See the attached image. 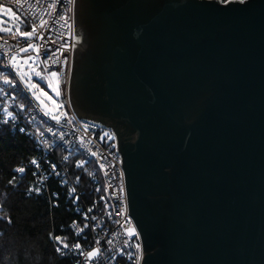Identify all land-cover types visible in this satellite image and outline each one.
<instances>
[{"label": "water", "instance_id": "water-1", "mask_svg": "<svg viewBox=\"0 0 264 264\" xmlns=\"http://www.w3.org/2000/svg\"><path fill=\"white\" fill-rule=\"evenodd\" d=\"M70 100L116 136L142 264H264V0H75Z\"/></svg>", "mask_w": 264, "mask_h": 264}, {"label": "built area", "instance_id": "built-area-1", "mask_svg": "<svg viewBox=\"0 0 264 264\" xmlns=\"http://www.w3.org/2000/svg\"><path fill=\"white\" fill-rule=\"evenodd\" d=\"M0 3L13 8L19 16L28 17L24 20L30 31L35 15V22L39 26L40 19L49 21L45 29L38 31L45 36L42 42L36 38L32 43L43 45L42 59H39L42 70L45 73L58 71L61 75V94L59 103L63 104L60 112L62 115L59 123L44 114L40 105L31 96L27 87L20 82L19 78L6 67L9 58L4 54L8 45L15 44L12 35L0 37V124H9L20 133L28 137L35 145L38 156L18 168L25 171L17 176L24 177L30 173L33 183L28 188L29 194L36 196L47 194L52 201H61L69 205L75 214V218L69 223V237L53 236L55 249L59 255L71 258L74 264H142L144 249L141 234L137 225L129 214V203L125 172L122 166V156L117 152L116 136L109 139L104 133L114 134L111 129L101 125L82 120L75 114L70 100V83L74 62V37H75V0H0ZM55 3V11L49 16L47 13L49 4ZM43 13V15H41ZM60 15L68 18L71 30L63 21L55 22ZM63 24V26H61ZM51 27L52 31H47ZM54 40L55 43H51ZM7 42V44L5 43ZM21 46H26L25 41H20ZM61 46H67V50ZM48 48V53L43 52ZM63 51L56 63L57 49ZM10 54H17L16 48L8 49ZM53 55V60L44 62L47 55ZM67 59V64L63 60ZM51 65V67L49 66ZM4 75H10L18 82L16 87L5 86L1 82ZM23 105V109H21ZM7 108L11 116L4 109ZM51 129V131H49ZM95 152L97 155L93 156ZM35 160L37 163L33 164ZM55 165V168H53ZM100 165H104L103 168ZM54 183L57 188L51 186ZM72 189H75L73 192ZM123 189V191H121ZM77 197L79 199H77ZM69 202V203H68ZM58 203H54L57 207ZM91 208L92 212H88ZM124 209L127 211L125 212ZM85 215L88 219H85ZM96 217L95 220L92 217ZM125 216L139 233L138 236L126 235ZM84 225H88L85 228ZM83 229V231H81ZM79 233V235H78ZM56 237H61L63 243L69 248H63ZM96 241L100 243L97 244ZM112 241V243H108ZM127 241V243H125ZM79 242L81 251L72 247ZM139 244L138 251L136 245ZM99 248L98 257L91 261L86 253Z\"/></svg>", "mask_w": 264, "mask_h": 264}, {"label": "trees", "instance_id": "trees-1", "mask_svg": "<svg viewBox=\"0 0 264 264\" xmlns=\"http://www.w3.org/2000/svg\"><path fill=\"white\" fill-rule=\"evenodd\" d=\"M23 28L28 29L26 22ZM37 156L28 137L9 124H0V264H74L57 253L52 239L69 234L73 209L47 194H29L32 175L17 176L18 167ZM51 186L57 188L54 183Z\"/></svg>", "mask_w": 264, "mask_h": 264}, {"label": "snow or ice", "instance_id": "snow-or-ice-1", "mask_svg": "<svg viewBox=\"0 0 264 264\" xmlns=\"http://www.w3.org/2000/svg\"><path fill=\"white\" fill-rule=\"evenodd\" d=\"M231 2V0H229ZM239 3L244 4L245 0H238ZM56 5L55 3L49 4L48 9L51 11H48V15L51 16L52 12L55 11ZM0 15H7L9 18L8 23L9 26L5 27V21L3 19H0V33L12 35L13 38L16 40L15 44L8 45V47L4 50V54L8 56L9 63L6 65L9 69L14 72V74L19 78L20 82L25 84L28 90H30L33 98L40 104L41 108L44 110V114L46 116H49L50 119L53 121L59 123L61 120L62 115L65 113L60 112V109H62L64 106L63 104H60L57 102V100L53 99L52 95H49L48 91H45L44 87H41L38 83L33 82V77H38L40 80L45 81L46 87L51 90L56 97H59L60 92V85L62 83L61 75L58 71H50L47 75H43L39 69V66L36 64L37 59H42V47L43 45H37L32 43V39L36 38L40 41L45 40V36L38 31L39 29H45V26L49 24L48 20L40 19L39 26L35 22V15L36 13H33V20L31 23V30L30 31H24L21 30V22L23 20H27L28 17H21L19 16L15 11H13L10 7L0 6ZM43 15V13H41ZM63 21L64 24H67L68 28L71 30L72 25L68 24V18L65 15H60L58 20L55 22ZM63 26V24H61ZM47 31H52V28H47ZM25 41L26 46H21L20 41ZM51 43H55L54 40H51L49 38ZM7 44V42H5ZM64 48V51L67 50V46H61ZM10 48H16L17 54H10L8 49ZM50 50L48 48H43L44 53H48ZM57 52L59 55L56 56V63H59V57L63 55V51H60V49H57ZM30 53H34L35 55H31ZM20 54H25L24 56H21ZM53 55H56V53H53L51 55H47L46 59L44 60L45 63L53 60ZM63 64H67V59L63 60ZM51 67V65H49ZM0 76H3V73H0ZM3 84L9 85L12 87H15L13 84V81L9 79L8 77L3 78ZM0 92H3V89L0 88ZM21 109H23V105L20 106ZM5 112L8 113V115L11 116V113L8 112V109H4ZM51 131V129H49ZM104 137H108L109 139H115L114 134L104 133V136L101 137L103 139ZM93 156L97 155V153L93 152ZM33 164H36L37 162L35 160L32 161ZM101 168L104 167V165H100ZM53 168H55V165H53ZM18 172L23 173L25 171L24 168H18ZM74 192L75 189H72ZM123 191V189H121ZM77 199H79L77 197ZM126 212L127 210L124 209ZM88 212H92V209L89 208ZM85 219H88V216L85 215ZM93 220L96 219V217H92ZM10 222V221H9ZM125 224L127 225L125 231L126 235L128 237L138 236L139 233L137 232L136 228L131 225V222L127 220V217L125 216ZM85 228H88V225H84ZM83 231V229L81 230ZM79 235V233H78ZM57 241H59L62 244L63 248H69V245L67 243H63V240L61 237H56ZM97 244H99V241H96ZM108 243H112V241H108ZM127 243V241L125 242ZM74 249H76L79 254L85 255L84 252L81 251L82 245L77 242L74 245H72ZM140 245L137 244L136 248L139 251ZM56 251H61L60 248H57ZM99 248H95L91 251H88L86 253L87 259L91 261L93 258L98 257L99 254ZM137 264H139V259L137 260Z\"/></svg>", "mask_w": 264, "mask_h": 264}, {"label": "rangeland", "instance_id": "rangeland-1", "mask_svg": "<svg viewBox=\"0 0 264 264\" xmlns=\"http://www.w3.org/2000/svg\"><path fill=\"white\" fill-rule=\"evenodd\" d=\"M236 1V0H235ZM227 2H229V1H227ZM227 2H225V3H227ZM0 6H5V5H3V4H0ZM5 7H8V6H5ZM11 8V7H10ZM13 9V8H12ZM13 11H15L14 9H13ZM16 12V11H15ZM17 13V12H16ZM0 19H3L4 21H5V24H4V26L5 27H7V26H9V23H8V20H9V18L7 17V15H0ZM22 26H25V22H24V20L21 22V28H22ZM31 55H35L34 53H30ZM21 56H24L25 54H20ZM36 64L39 66V69H40V71H41V73L43 74V75H47L48 73H45L43 70H42V68H41V65H40V62H39V59H37L36 60ZM1 66V65H0ZM2 67V66H1ZM8 77L9 79H11L12 81H13V84L15 85V87L18 85V82H17V80L15 79V78H13L12 76H10V75H4V77ZM3 77V78H4ZM3 78H2V80H1V82L3 83ZM33 82H36V83H38L41 87H44V89H45V91H48L49 92V95H52L53 96V99H55V100H57V102L59 103V97H56L55 96V94L51 91V90H49L47 87H46V84H45V81H43V80H40L38 77H33ZM3 85H5V84H3ZM25 85V84H24ZM5 86H9V85H5ZM29 92H30V90H29ZM61 92V91H60ZM30 94H31V92H30ZM31 96H32V94H31ZM33 97V96H32ZM36 101V100H35ZM37 102V101H36ZM38 103V102H37ZM39 104V103H38ZM40 105V104H39ZM41 107V106H40ZM43 109V108H42ZM44 111V110H43Z\"/></svg>", "mask_w": 264, "mask_h": 264}, {"label": "crops", "instance_id": "crops-1", "mask_svg": "<svg viewBox=\"0 0 264 264\" xmlns=\"http://www.w3.org/2000/svg\"><path fill=\"white\" fill-rule=\"evenodd\" d=\"M22 28H23V26H22ZM22 28H21V30H22ZM24 29H25V28H24ZM5 35H7V34L0 33V37H4Z\"/></svg>", "mask_w": 264, "mask_h": 264}, {"label": "flooded vegetation", "instance_id": "flooded-vegetation-1", "mask_svg": "<svg viewBox=\"0 0 264 264\" xmlns=\"http://www.w3.org/2000/svg\"><path fill=\"white\" fill-rule=\"evenodd\" d=\"M80 41V40H79ZM84 44H83V41H81V44H80V46H83Z\"/></svg>", "mask_w": 264, "mask_h": 264}, {"label": "bare ground", "instance_id": "bare-ground-1", "mask_svg": "<svg viewBox=\"0 0 264 264\" xmlns=\"http://www.w3.org/2000/svg\"><path fill=\"white\" fill-rule=\"evenodd\" d=\"M42 110H43V109H42ZM67 236H68V235H67ZM67 236H66V237H67ZM71 240H72V238H71Z\"/></svg>", "mask_w": 264, "mask_h": 264}]
</instances>
